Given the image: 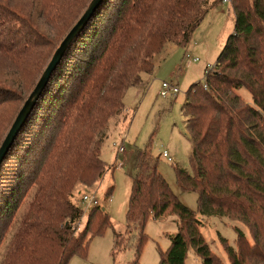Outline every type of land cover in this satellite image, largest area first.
Returning a JSON list of instances; mask_svg holds the SVG:
<instances>
[{"label":"trees","instance_id":"obj_1","mask_svg":"<svg viewBox=\"0 0 264 264\" xmlns=\"http://www.w3.org/2000/svg\"><path fill=\"white\" fill-rule=\"evenodd\" d=\"M91 1L0 0L1 114L16 99L22 108ZM222 1H102L65 50L0 166V264H69L76 255L87 256L92 236L112 227L108 211L94 206L78 232L84 211L72 202L73 191L78 184L99 182L108 169L101 145L111 122L124 114L127 91L142 85L143 73L154 72V58L168 44L187 46ZM230 2L234 31L216 70L207 73L204 84L190 86L181 109L192 171L176 166L175 172L182 192L197 193L198 212L172 191L148 147L140 150L126 214L130 234L138 231L132 264L147 240L150 216L178 218V232L158 264H185L191 249L202 264H224L202 235L198 213L227 217L249 229L253 243L239 228L235 246L223 239L230 264H264V0ZM10 8L26 14L22 21L35 35L20 36ZM62 34L55 46L53 38ZM240 89L249 91L253 104ZM20 109L12 106L13 114L5 113L0 123ZM22 140L21 150L37 164L27 177L19 173L21 162L13 161ZM116 235L120 246L122 234Z\"/></svg>","mask_w":264,"mask_h":264},{"label":"rangeland","instance_id":"obj_2","mask_svg":"<svg viewBox=\"0 0 264 264\" xmlns=\"http://www.w3.org/2000/svg\"><path fill=\"white\" fill-rule=\"evenodd\" d=\"M86 1V0H84ZM24 2V1H23ZM80 6V5H79ZM16 19V28L21 27L20 36L24 39L35 35L28 29L26 14L15 8H10ZM24 10V9H23ZM26 11V10H25ZM29 13V11H26ZM77 15H81L77 13ZM235 27V14L231 2L213 7L206 14L201 24L194 31L189 44L185 47L171 43L165 50L154 58L155 69L152 74H142V85L131 87L124 98V114L111 122L108 133L102 142V159L107 163L108 169L102 179L90 186L78 184L71 197L72 202L80 206L84 215L78 222V232H81L87 222V212L90 208L82 201L81 194L95 195L99 206L106 209L112 221V227L102 234L92 236L87 256H74L69 264H132L136 259V239L138 231L131 234L127 228V209L132 187V181L137 173V155L140 150L148 147L151 156L158 160V172L169 184L172 191L187 207L198 212L196 192H182L176 178L175 167L192 171L191 153L192 145L188 135L186 120L181 112L186 100V93L191 85L205 83L206 68L215 66L217 59L228 37ZM64 36L53 38L55 46ZM57 41V42H56ZM48 49H44L47 51ZM46 62L49 56L46 55ZM198 59L187 64L188 59ZM29 75L33 70L34 62H28ZM216 70V67L213 71ZM42 71V67L39 73ZM37 74V76L39 75ZM35 76L32 81L36 79ZM26 77H22L25 80ZM177 84L180 92L175 96L163 97L160 95L163 82ZM238 93L245 102L253 104L252 96L246 89ZM14 95L13 97H16ZM28 95H24L26 99ZM19 99V98H18ZM23 101H14L9 104L5 113L13 114L12 106L20 109ZM8 111V112H7ZM17 114V113H16ZM16 114L0 123V137L5 138L8 133V124ZM2 115V117H1ZM1 140V141H2ZM1 143V142H0ZM25 141L22 140L13 161L20 168V174L25 171V177L36 167V160H29ZM124 150L119 152V147ZM167 150L173 161L163 156ZM27 160L28 163L26 162ZM24 168V169H23ZM8 171V170H6ZM111 190V195L108 193ZM201 221V233L214 252L224 264H230L223 239L235 246L237 238L236 228L242 230L253 243L249 229L239 221H231L227 217L203 216L198 213ZM147 240L142 246L137 264H158L161 254L170 245V238L178 232V218L169 216L161 220L149 217L144 229ZM116 234H122L120 246H116ZM185 264H202V259L194 252L189 251Z\"/></svg>","mask_w":264,"mask_h":264},{"label":"water","instance_id":"obj_3","mask_svg":"<svg viewBox=\"0 0 264 264\" xmlns=\"http://www.w3.org/2000/svg\"><path fill=\"white\" fill-rule=\"evenodd\" d=\"M102 1L103 0H92L91 1L88 8L85 10V12L79 18L77 23L72 27V29L68 32V34L65 36L63 41L60 43V45L56 49L55 53L50 59V62L48 63L40 79L38 80L34 90L32 91V93L30 94V96L28 97V99L25 101L24 105L20 109L18 115L16 116L14 122L12 123L10 127V130L8 131L7 135L5 136V138L3 139L0 145V166L5 156L11 149L12 145L16 141L22 126L24 125L30 111L32 110V108L34 107L36 103L38 96L41 94V92L46 87L51 74L56 69L57 65L59 64L61 58L63 57L65 50L69 46L70 42L74 39V37L84 28V26L87 24V22L89 21L93 13L101 5Z\"/></svg>","mask_w":264,"mask_h":264},{"label":"built area","instance_id":"obj_4","mask_svg":"<svg viewBox=\"0 0 264 264\" xmlns=\"http://www.w3.org/2000/svg\"><path fill=\"white\" fill-rule=\"evenodd\" d=\"M223 1L224 2H230L231 0H223ZM192 61L196 62V61H198V59L197 58L192 59V60L188 59L187 64L189 65ZM216 65H217V63H216ZM216 65L215 66L209 65L206 68V72L209 73V72L213 71V69L216 67ZM205 87L207 88V85H205ZM179 92H180V90H179L177 84H175V83L165 81L161 84L160 95L163 97H167L170 95L175 96ZM123 150H124V148L122 146L119 147V152H121ZM163 156L165 158H167L169 161H171V162L173 161V158L169 155L167 150H165L163 152ZM81 198H82V201L84 203H86L89 207L99 206V201L95 195H90V194L84 193V194H81Z\"/></svg>","mask_w":264,"mask_h":264},{"label":"crops","instance_id":"obj_5","mask_svg":"<svg viewBox=\"0 0 264 264\" xmlns=\"http://www.w3.org/2000/svg\"><path fill=\"white\" fill-rule=\"evenodd\" d=\"M224 2V1H223ZM225 3V2H224ZM226 3H228V2H226ZM233 7V6H232ZM235 14V13H234Z\"/></svg>","mask_w":264,"mask_h":264}]
</instances>
